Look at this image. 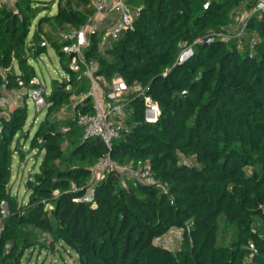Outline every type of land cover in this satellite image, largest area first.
Returning <instances> with one entry per match:
<instances>
[{
    "label": "trees",
    "instance_id": "16d2710c",
    "mask_svg": "<svg viewBox=\"0 0 264 264\" xmlns=\"http://www.w3.org/2000/svg\"><path fill=\"white\" fill-rule=\"evenodd\" d=\"M134 2L141 7L131 27L102 44L98 28L83 49L97 74L143 90L127 96L111 149L84 137L76 122L91 102L72 105L70 96L84 92L88 80L68 68L59 42V31L93 13L91 0H56L55 12L32 31L53 1L0 7V96L21 91L23 98L0 105V264H22L33 250L56 245L74 253L76 264H264V9L253 11L255 0ZM228 21L241 33L204 36L228 31ZM46 43L70 78L51 80L30 136V60ZM188 47L193 54L177 65ZM143 95L159 107L155 122L143 119ZM29 150L42 156L19 201L8 183L14 156L22 161ZM107 155L115 168L96 178L94 166ZM144 162L154 183L131 174ZM170 228L178 231L176 252L154 241Z\"/></svg>",
    "mask_w": 264,
    "mask_h": 264
},
{
    "label": "built area",
    "instance_id": "2783aa9c",
    "mask_svg": "<svg viewBox=\"0 0 264 264\" xmlns=\"http://www.w3.org/2000/svg\"><path fill=\"white\" fill-rule=\"evenodd\" d=\"M15 0H0V7L6 5L13 7ZM93 13L86 21L78 27H70L59 31L60 40L65 42L62 51L70 56L68 68L72 71L80 72L88 80V86L84 92L74 93L70 96V103L75 105L82 101L84 97H89L91 102L90 112L78 113L76 122L83 128L84 137H99L108 149H111L113 139L117 138L121 129L124 127L126 118L127 96L136 91L142 93V87L138 84L128 85L121 77L114 75L107 79L101 74H97V64L94 61H87L84 57V47L88 44L90 34L102 29L100 44L115 39L122 30L132 26L133 20L140 10V5L134 0H91ZM256 9H264V0H255ZM103 14L104 16H95ZM244 17L246 16L243 15ZM240 18V20H242ZM239 21V20H238ZM237 21V22H238ZM83 34V44L79 43V34ZM232 33L238 35L241 29L236 28ZM229 37V36H228ZM227 38V37H225ZM69 73L64 72V81L69 80ZM27 91L28 99L34 102L37 109L46 106L44 95L46 93L43 81L36 75L29 81ZM143 119L147 122H155L160 115L157 103L149 96L143 95ZM2 95L0 96L1 106H11ZM15 104V102H14ZM66 108L63 107L62 110ZM102 163H104L103 166ZM104 167L115 168V164L109 156L100 160L95 166L96 178L102 177L101 170ZM137 179L148 183H154L155 180L150 173V166L144 162L138 166L132 173ZM177 230L170 228L162 236H157L154 241L168 247ZM255 252V249H252Z\"/></svg>",
    "mask_w": 264,
    "mask_h": 264
},
{
    "label": "rangeland",
    "instance_id": "374dc122",
    "mask_svg": "<svg viewBox=\"0 0 264 264\" xmlns=\"http://www.w3.org/2000/svg\"><path fill=\"white\" fill-rule=\"evenodd\" d=\"M48 2H52L50 4L49 10H40L35 16V18L32 21L31 25V31L33 29H36L37 20L46 13H54L56 10V0H47ZM95 16H104L103 14H96ZM238 21V20H237ZM237 22L235 21L230 22L228 21L225 25L226 28H228V31L220 30L215 33V31H210L206 33V35L214 34L217 37H228L229 32H232L236 28ZM42 29L45 31H50L51 33H54L51 26L44 22L42 25ZM57 33V30H55ZM203 36V37H204ZM202 40V37L198 39V41ZM27 42L30 43V36L27 38ZM59 42L60 39H59ZM65 56L67 57V54L65 53ZM31 64L33 65V68L35 70L36 75L43 81L45 85L46 93L50 90V82L52 79H57L58 81L63 80V74L64 70L61 67L60 61H59V55L58 52L49 44L46 43V51L40 54L39 57L36 59L30 60ZM139 85V84H138ZM22 92L24 89H21ZM21 92V91H20ZM20 92L17 91H7V94L2 95L9 103L14 102H21L23 98H21ZM26 100L25 103L27 105L28 109V119L26 122V125L24 127L25 130L28 129L29 125L32 124V128L30 130V136L32 135L33 131L35 130L36 126L38 125L39 121L42 119L45 113V107L37 109L34 105V102L32 100L28 99V94L26 93ZM13 104L11 106H13ZM10 107V105H9ZM29 146V140H27L23 148L25 150H28ZM42 154L36 155L35 150H29L28 153H26L25 158L21 161L18 160L17 156H14L13 163H12V173L11 177L8 183V186L10 188V191L14 194H16L19 201H26L29 191L26 188V182L31 176L34 174V172L38 169V163L41 159ZM104 163H102L101 166H103ZM125 181V180H124ZM4 212H6L5 206H3ZM177 239L174 238L172 234V241L168 245L169 248H171L174 252L178 251L179 249V243L176 241ZM22 264H76V255L74 253H70L60 247L59 245H56L54 250H43L40 253L35 249L31 252L29 255V260H25V258L22 261Z\"/></svg>",
    "mask_w": 264,
    "mask_h": 264
},
{
    "label": "water",
    "instance_id": "95a60500",
    "mask_svg": "<svg viewBox=\"0 0 264 264\" xmlns=\"http://www.w3.org/2000/svg\"><path fill=\"white\" fill-rule=\"evenodd\" d=\"M83 34L82 33H80L79 34V43L80 44H83ZM42 44H44L43 42H42ZM193 54V50H192V48L191 47H188V48H186V49H184L182 52H181V54H180V56H179V58H178V62H177V65H181V64H183L191 55Z\"/></svg>",
    "mask_w": 264,
    "mask_h": 264
},
{
    "label": "crops",
    "instance_id": "0c3cea01",
    "mask_svg": "<svg viewBox=\"0 0 264 264\" xmlns=\"http://www.w3.org/2000/svg\"><path fill=\"white\" fill-rule=\"evenodd\" d=\"M5 94H7V92L5 93ZM15 104H16V102H15ZM14 105V104H13ZM12 106H10L9 108H11ZM174 238H176L175 236H174ZM176 241H178V240H176ZM171 249V248H170ZM172 250V249H171Z\"/></svg>",
    "mask_w": 264,
    "mask_h": 264
}]
</instances>
